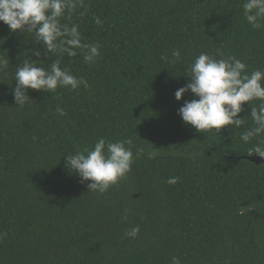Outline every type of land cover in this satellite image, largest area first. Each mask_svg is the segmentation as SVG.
Segmentation results:
<instances>
[{"label":"trees","instance_id":"trees-1","mask_svg":"<svg viewBox=\"0 0 264 264\" xmlns=\"http://www.w3.org/2000/svg\"><path fill=\"white\" fill-rule=\"evenodd\" d=\"M62 24L79 27L84 44H98L94 64L62 55L61 68L89 87L14 97L16 67L26 56L45 69L31 33L0 22V264H264V164L248 158L240 140L253 127L245 104L239 129L215 134L185 126L177 89L202 52L264 70V28L244 18V0H76ZM100 24L96 23V19ZM41 52L40 57L32 53ZM180 50L181 60L172 51ZM257 106L259 101L250 102ZM57 106L65 115L57 112ZM106 142L143 148L131 171L106 193L90 192L66 168L67 156ZM157 151L155 158L148 153ZM176 177L175 185L169 178ZM127 219L124 220V215ZM138 226L135 239L126 231Z\"/></svg>","mask_w":264,"mask_h":264},{"label":"clouds","instance_id":"clouds-1","mask_svg":"<svg viewBox=\"0 0 264 264\" xmlns=\"http://www.w3.org/2000/svg\"><path fill=\"white\" fill-rule=\"evenodd\" d=\"M77 7L76 0H0V22H3L12 33H31L37 44H42L44 55L60 54L45 69L39 60L26 56L16 67L14 97L16 104L21 106L31 101L28 90L53 93L57 88H68L73 91L81 86L89 87L83 77L74 76L67 67L61 68L62 55L77 56L81 50L84 62L94 64L100 56L98 44L82 43L79 27L62 24L65 13H71ZM244 18L253 29L264 28V0H244ZM96 23L100 24L97 18ZM40 57L41 52L32 53ZM173 60L161 56V60L176 63L181 60L180 50L172 51ZM8 59L0 57V69L4 68ZM189 82L175 92V99L181 101L189 91L197 99L185 101L178 109L177 115L185 126H191L195 131L207 133L215 130L217 135L228 127L239 129L245 124V117L240 118L244 105L251 108L250 117L253 127L245 129L240 140L248 143L253 137L264 134V70L257 69L248 72L246 63L227 56L216 59L208 53H200L187 69ZM259 101L257 106L250 102ZM57 112L65 115L57 106ZM133 140L128 138L115 142H106L101 137L94 147L83 152L67 156L66 168L78 175L81 183H87L90 192L104 194L116 185L130 171L135 159L144 154L143 148H137L135 156L132 150ZM256 154L264 158V140L249 149V156ZM157 151L148 153L149 158H155ZM178 178L167 181L175 185ZM124 220L127 219L125 214ZM140 232L138 226L125 232V236L135 239ZM6 235L0 233V239ZM171 264H181L180 259L173 257Z\"/></svg>","mask_w":264,"mask_h":264},{"label":"water","instance_id":"water-1","mask_svg":"<svg viewBox=\"0 0 264 264\" xmlns=\"http://www.w3.org/2000/svg\"><path fill=\"white\" fill-rule=\"evenodd\" d=\"M238 160H246V161H249L255 165H261V164H264V158H261L259 156H252V157H248V158H239Z\"/></svg>","mask_w":264,"mask_h":264}]
</instances>
